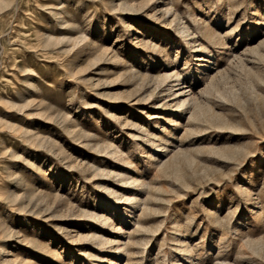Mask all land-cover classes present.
Here are the masks:
<instances>
[{"label": "rangeland", "instance_id": "obj_1", "mask_svg": "<svg viewBox=\"0 0 264 264\" xmlns=\"http://www.w3.org/2000/svg\"><path fill=\"white\" fill-rule=\"evenodd\" d=\"M0 1V264H264V0Z\"/></svg>", "mask_w": 264, "mask_h": 264}, {"label": "bare ground", "instance_id": "obj_2", "mask_svg": "<svg viewBox=\"0 0 264 264\" xmlns=\"http://www.w3.org/2000/svg\"><path fill=\"white\" fill-rule=\"evenodd\" d=\"M3 3H5V2H2V1H0V5H2ZM166 5V4H165ZM171 10V8H170V6H168V7H166V8H164L163 10H162V13H168L169 11ZM163 15V14H162ZM165 16V15H164ZM174 17V16H173ZM176 17V16H175ZM179 20V19H178ZM171 21V20H170ZM169 21V22H170ZM173 21V20H172ZM170 24H171V22H170ZM183 25V24H182ZM180 27V26H179ZM179 29V33L181 32L182 34L184 33V35H190V33L188 32V28L186 27V26H181L180 28H178ZM193 32V31H192ZM48 37H50V36H48ZM68 38V37H67ZM186 38V37H185ZM192 38V37H191ZM51 39V38H50ZM72 39H74V38H72ZM72 39H70V41L72 40ZM78 39H81L80 37L78 38ZM78 39H75V40H78ZM188 39V38H187ZM185 40V41H187L188 42V40ZM190 39V38H189ZM67 40V39H66ZM68 40H69V38H68ZM196 40H197V38H196ZM192 41H195V39H193ZM55 42V41H54ZM73 42V41H72ZM78 42V41H77ZM189 42H191V41H189ZM46 43V42H45ZM74 44H76V43H74ZM194 44V43H193ZM198 44V43H197ZM195 47V46H194ZM197 48H199V46L197 45L196 46ZM205 51H207V50H205ZM204 52V51H203ZM98 55V54H97ZM200 55V54H199ZM198 56V55H197ZM205 56V55H204ZM95 57V56H94ZM203 58V57H202ZM205 59V58H204ZM209 68H211L210 66H207L206 67V69H205V71L206 70H208ZM206 73V72H205ZM204 73V74H205ZM166 74H168V73H166ZM210 75V74H209ZM164 77H167L166 75L164 76ZM177 78V77H176ZM212 76H211V78L208 80L209 82V84L202 90V94L203 93H205V92H207V91H209L210 90V86H211V84H212ZM177 82H178V80H177ZM176 84V83H175ZM179 83H177V85H178ZM181 85V84H180ZM177 88V87H176ZM202 89V88H201ZM174 92H176V93H174ZM174 92H172V93H174V95H175V98H176V106L177 107H184V109L186 110V109H188V112H189V117L190 118H192V119H196V118H198L199 116H200V114H201V108L202 109H204L203 107H202V101H200L199 100V98L197 97V96H195V94H193L191 91H190V87H188L187 85H182L181 87H178V89L176 90V91H174ZM218 92V95H220V96H224L225 95V93L224 92H222V91H217ZM199 93V92H198ZM200 93V94H201ZM201 97V96H200ZM201 99V98H200ZM174 105H175V103H174ZM21 107V106H20ZM19 107V108H20ZM180 110V109H179ZM205 110V109H204ZM205 114V113H204ZM23 130V129H22ZM27 132V131H26ZM23 135H24V133H22ZM28 134V133H27ZM26 134V135H27ZM42 141V140H41ZM42 143V142H41ZM160 145V144H159ZM118 148V147H117ZM154 148V147H153ZM106 149V148H105ZM116 149V148H115ZM164 150H166V149H164ZM156 151V150H155ZM162 152V151H161ZM161 152L159 151V153L161 154ZM154 155V154H153ZM178 155H179V153L177 152V153H175V154H173L172 155V160H175L177 157H178ZM154 157V156H153ZM157 158V157H156ZM162 160V159H161ZM160 160V161H161ZM159 161V162H160ZM158 164V163H157ZM168 164V162L166 161H164L162 164H161V166H164V165H167ZM160 169V168H159ZM162 169H164V168H162ZM11 174V173H10ZM9 174V175H10ZM132 182V181H131ZM140 184V183H139ZM10 196L12 197L11 199H13L14 200V198H17V194H12V193H10ZM19 196V195H18ZM137 196H133V197H131V200H132V202L134 203V202H136L137 201V198H136ZM128 199V198H127ZM16 200V199H15ZM11 201V200H10ZM138 202V201H137ZM136 202V203H137ZM102 216V215H101ZM105 216H103L102 217V219H101V221L103 220V221H106L107 222V217H105ZM100 221V220H99ZM3 229V228H2ZM5 229V228H4ZM7 230V229H6ZM10 231V230H9ZM3 232V231H2ZM12 232H13V230H12ZM9 233V232H8ZM11 233V232H10ZM1 234V233H0ZM5 234V233H4ZM10 235V234H9ZM8 235V236H9ZM13 235V234H12ZM4 236V235H3ZM11 236V235H10ZM100 237V236H99ZM96 239V238H95ZM6 249V248H5ZM185 249V248H184ZM187 250V249H186ZM4 252V251H3ZM6 253H7V251H6ZM187 258H186V260L185 261H183L185 264H189L190 263V261H192V259L191 260H189L188 259V256H186ZM9 260V259H8ZM5 261V260H4ZM3 261V262H4ZM7 261V260H6ZM9 262V261H8ZM108 262V261H107ZM218 262V261H217ZM220 262V261H219ZM221 262H223L222 264H226V263H224V260L223 261H221ZM6 264H9V263H7L6 262ZM218 264V263H217Z\"/></svg>", "mask_w": 264, "mask_h": 264}]
</instances>
